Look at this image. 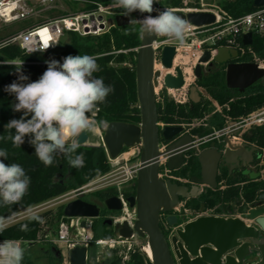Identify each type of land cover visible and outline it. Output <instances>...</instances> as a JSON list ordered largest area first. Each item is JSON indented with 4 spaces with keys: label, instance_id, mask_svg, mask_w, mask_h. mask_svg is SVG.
<instances>
[{
    "label": "trees",
    "instance_id": "1",
    "mask_svg": "<svg viewBox=\"0 0 264 264\" xmlns=\"http://www.w3.org/2000/svg\"><path fill=\"white\" fill-rule=\"evenodd\" d=\"M71 1L76 6L75 12L92 11L99 3L105 6L115 3V0H70L69 2ZM217 3L233 17H239L259 8L254 4V0H218ZM200 4V0L187 2L185 0H158L156 3L157 6L167 8H200ZM118 12L117 14H122L125 10L118 7ZM62 14L65 15L67 12H62ZM45 20L25 22L21 29L39 25ZM13 32L15 31L6 35ZM64 35L67 37L65 41L60 39L53 50L43 53H26L17 44H7L0 48V61L19 59L29 62L22 68L23 74L29 78L23 83H28L38 80L44 73L47 69L46 60L55 59L62 63L63 57L68 55H93L97 57V63L101 69L94 75L103 77L106 85L114 87V92L107 97L104 103L98 105V111L90 113L89 116H93L97 121L106 120L108 123L115 121L139 124L141 114L137 97L136 51L134 50L140 46L141 42L139 22L125 26L115 24L101 34L81 35L77 32L65 31ZM239 41L243 48L248 49L243 38ZM250 47L258 54H263V38L254 33ZM228 49L232 50V48ZM249 58L248 55L238 57L237 54L236 57H230L227 61L213 60L215 66L204 72L202 78L196 81L198 86L208 92L211 99L203 97L198 102L188 100L185 104L178 105L168 96H164L163 100L158 102L159 121L168 125H185L192 136L210 138L224 129L227 124L238 121L241 117L264 107V79L249 87L244 93L229 88L226 84L227 64L249 60ZM17 80L18 74L15 67L0 63V137H5L0 139V148L8 151L5 163L22 165L26 174L31 178V184L28 192L19 202L10 205L0 204V218L3 219L13 217L28 208L82 187L105 175L112 168L102 143L80 146L77 152L84 154L82 168L71 167L62 154L57 155L53 164L46 167L37 158L34 147L28 143L29 137H25V142L21 147L13 146L12 142L6 139L8 133L5 125L12 119H20L23 113L13 111L12 105L17 102L16 98L13 94L4 91V88ZM196 122L199 124L193 126ZM12 131L14 134L15 130ZM246 138L258 146V152L255 155L256 168L230 172L227 166L222 165L217 178L218 187L216 189L205 187L198 196L185 199V206L188 209L200 213L209 209H214L216 214L226 213L227 210L233 209L234 205L252 202L262 193L264 180L259 179V173L260 170H264V124L254 126L246 133ZM209 145L210 143H205L203 147ZM126 150L128 148L123 151ZM175 174L184 178L200 176L201 166L194 151H189L186 163L176 170ZM135 192L136 182L131 189L124 188L119 191L111 186L88 192L82 197L93 203L96 200L104 204L107 198L120 196L121 193L124 198H127ZM111 211L113 212L107 209L100 213L98 218L92 219L94 241L117 239L114 225L106 222V214ZM33 217H38V219ZM67 219L64 216V205L49 208L3 226L0 239L23 241L25 247L22 249L24 255L21 264H64L63 250L55 240L60 222ZM180 219L183 221L180 220L179 223H183L189 218L183 216ZM22 225H27V230L22 231ZM89 252L88 264H93L96 258L93 243L89 247ZM127 256L128 258L125 259V255L119 252L118 247H109L103 252L102 259L97 264H153L151 257L135 243H132L127 251Z\"/></svg>",
    "mask_w": 264,
    "mask_h": 264
},
{
    "label": "water",
    "instance_id": "2",
    "mask_svg": "<svg viewBox=\"0 0 264 264\" xmlns=\"http://www.w3.org/2000/svg\"><path fill=\"white\" fill-rule=\"evenodd\" d=\"M258 7L264 6V0H254ZM157 9V5H154ZM189 23L201 26L209 25L216 19L210 11L175 12ZM141 14L134 12L116 14L112 25L125 26L130 24L132 18L138 21L143 19ZM153 16L157 12L152 13ZM140 24V23H139ZM141 26V25H140ZM157 36L141 32L140 48L136 53V82L141 121L139 124L125 122H110L105 129L103 146L111 158H117L125 148L141 145L140 163L137 179L136 194L130 196L127 202L130 208L135 209L136 217L133 227L127 220L114 224L112 219L106 222L114 225L119 235L130 238L134 231L138 237L147 238L151 246L153 264H244V258L253 250L257 257L256 264H264V206L251 209L245 207L240 216L201 215L176 228L175 233L168 239L161 227V214L168 213L165 218L168 228L178 224V218L169 214L173 207L180 203L181 198L198 196L202 192L201 186L213 189L218 187V170L221 160L227 163L246 159L251 156L255 148H221L216 146L200 149V145L211 140L210 138L194 137L184 133L183 125H165L160 127L158 102L154 91V83L160 72H154V51L152 43ZM253 34L244 35V44L251 45ZM176 54L174 46H166L163 50L162 62L166 68L172 66ZM238 52L234 49L218 48L214 60L227 61L236 57ZM212 55L206 50L195 66L194 73L201 79L206 67L203 63L214 65ZM264 59V53L260 56ZM177 76L170 73L164 77V84L169 88H180L184 85V74L181 68H176ZM226 84L229 88L244 93L249 87L264 79V68L256 62H230L225 72ZM208 95L205 89L196 84L189 88V98L198 102L202 96ZM162 138L170 144L162 153L159 150V141ZM88 133L79 137L81 145H86ZM228 142V141H227ZM195 151L201 166L200 176H192V186L179 184L170 179L159 177L160 156L167 158L170 170L181 168L186 163V153ZM264 199V193L260 195ZM109 210H122L123 205L119 196L107 198L104 202ZM101 207L97 203L87 201L78 195L74 200L64 206L65 217L81 218V227H85L88 219L98 218ZM255 220L258 228L250 226L246 220ZM242 240H250L242 244ZM89 248L74 246L69 250L68 264H88ZM177 260V262H176ZM251 264V263H247Z\"/></svg>",
    "mask_w": 264,
    "mask_h": 264
},
{
    "label": "built area",
    "instance_id": "3",
    "mask_svg": "<svg viewBox=\"0 0 264 264\" xmlns=\"http://www.w3.org/2000/svg\"><path fill=\"white\" fill-rule=\"evenodd\" d=\"M54 0H0V21L4 23H17L29 19L34 13H36L38 7L45 6L48 3ZM110 6H105L103 4H98L97 8L92 11H79L75 13H67L62 16L52 17L46 19L43 23L39 25H33L32 27L20 29L9 35L0 38V48L14 43L21 47V49L26 53H43L53 50L59 43L61 37L64 35L65 31L77 32L81 35L88 34H101L106 31L109 22L107 18L108 8ZM157 9L163 11L168 9L167 7L157 6ZM174 12H190V11H210L216 15V19L213 23L209 25L197 26L190 23V34L188 39L191 38V43L185 41L183 44L179 43L174 39H169L166 37L157 36L152 43V48L154 51V72H160V76L157 78V83H154V91L156 95L157 102H161L164 96L171 98L176 104H185L190 100L189 98V88L192 85V82L196 81L197 78L194 73L195 66L199 62V59L204 54L206 50L211 52L212 58L217 53L218 48H232L238 52V57H243L244 55L250 56L249 60H243L241 62H256L260 67L264 68V59L260 58V54L251 49L250 45L248 49L243 48L240 45V38H243L244 35L248 32L252 34L256 33L263 38L264 41V6H260L258 9L249 12L247 14L241 15L239 17H233L228 14L222 8L217 10H208L203 8H170ZM115 17V16H114ZM112 25V24H111ZM49 45H53L48 48ZM166 46H174L176 48V54L172 61V66L166 68L162 62L163 50ZM195 46V52L193 55L196 57L195 63L192 66L193 68V81L190 83L186 82V75L184 73L185 64L183 59L180 58V55H185L184 51L187 48L192 50ZM45 48H48L46 51H43ZM140 46L136 47L134 50H139ZM19 60V59H14ZM12 61V60H7ZM5 61H0L3 63ZM29 62L24 61V65ZM207 63H203L204 67L208 66ZM157 65H160L162 68L166 69L168 72L164 73L162 70L156 68ZM179 67L184 74V85L180 88H169L164 84V77L166 74L170 73L174 76H177L176 68ZM196 84V83H195ZM197 85V84H196ZM198 86V85H197ZM200 89L203 87L198 86ZM157 89V90H155ZM209 96V95H208ZM210 98V96H209ZM211 99V98H210ZM214 103H216L214 101ZM160 127H163L168 124H164L162 121L158 122ZM199 124V123H198ZM264 124V107L259 108L245 117H241L238 121L232 122L229 126L224 129L226 136L225 148L228 147H250L255 145V143L250 142L246 138V133L249 132L253 126H260ZM195 123L193 124V126ZM185 126V125H183ZM222 131L216 132V134H222ZM228 141V142H227ZM138 150L141 149V145H135L134 147L128 148L129 151H123L117 158H111L109 160L115 165L118 164L111 171L105 175L93 180L92 182L79 187L68 194H74L75 196L86 194L92 192L96 189H101L105 187H116L119 191L124 189L130 181H136L139 168L141 166L140 161L135 165L130 166L129 161L131 155L135 152H131L132 149ZM167 146L162 144L159 147L160 152H164ZM167 163V158L163 155L160 156V166H165ZM159 177L166 179L169 176V168L164 167L163 170H159ZM172 180V178H168ZM67 194H65L66 196ZM36 205L31 208H28L19 214L13 217H7L3 219L4 226L15 222V219L23 214L30 212L33 209H36L40 206ZM123 213L121 217H114V224L122 223L124 220H127L131 227L134 225L136 211L135 209H129L128 202L123 201ZM130 207V206H129ZM180 209V204L173 207V211H178ZM133 211V214L130 213ZM210 211V210H209ZM209 211L204 212L203 214H208ZM67 220H62L59 224L58 233L55 242L60 243L61 246H65L68 250L74 246H86L87 248L96 244H107L110 248H115L120 243L128 242L129 248L131 247V241L137 237L136 232L132 234L130 238H123L119 235L117 231V239L103 240L98 239L94 241L93 231L91 229L90 223L87 221L86 226L81 227V218L78 217H67ZM69 220H75V224ZM184 223L180 224L183 226ZM77 227L78 233L72 235L73 226ZM115 227V226H114ZM5 241H12L15 246L21 248L23 241L15 239H0V244ZM141 249L144 250V246H141ZM145 251V250H144ZM127 254L125 259H127ZM65 263V256H64Z\"/></svg>",
    "mask_w": 264,
    "mask_h": 264
},
{
    "label": "clouds",
    "instance_id": "4",
    "mask_svg": "<svg viewBox=\"0 0 264 264\" xmlns=\"http://www.w3.org/2000/svg\"><path fill=\"white\" fill-rule=\"evenodd\" d=\"M156 3L158 0H115V5L123 8L127 15L147 14L139 21L130 20L132 24L140 23V32L183 44L190 34V23L173 9L154 8ZM45 63L47 69L38 80L23 83L29 79L22 72L24 60L3 62L14 66L18 74V80L6 85L4 91L16 98L13 111L23 113L20 119H12L5 125L6 139L13 146L21 147L25 137H29L28 143L46 167L62 154L71 167L82 168L84 154L77 152L81 146L79 137L82 133H94L98 127L108 128L106 120L97 121L89 114L98 111V105L106 101L114 87L106 85L103 77L94 75L101 69L93 55H68L63 57L62 63L55 59ZM7 158V149L0 148V204L4 205L19 202L31 184L22 165L7 164ZM3 226V218H0V231ZM21 230H27V225H22ZM23 255V250L12 241L0 244V264H21Z\"/></svg>",
    "mask_w": 264,
    "mask_h": 264
},
{
    "label": "rangeland",
    "instance_id": "5",
    "mask_svg": "<svg viewBox=\"0 0 264 264\" xmlns=\"http://www.w3.org/2000/svg\"><path fill=\"white\" fill-rule=\"evenodd\" d=\"M70 0H54V1H51L50 3H48L47 5L45 6H40L38 7L36 13H34L29 19L27 20H24V21H20V22H17V23H4L2 21H0V38H2L3 36H5L7 33L11 32V31H18L22 28V26L25 24V22H28V21H37L39 19H49V18H52V17H57V16H62V12H67V13H75V4H73V2L71 1V3L69 2ZM186 2L187 1H190V0H185ZM201 1V4H200V7L203 8V9H208V10H217L218 8H220V6L218 5L217 1L218 0H200ZM110 7L108 8V13L106 14L107 15V18H108V22H109V25L106 29V31H108L110 29L111 26V22L112 20H114V16L119 13L118 12V7L115 5V3L109 5ZM134 18V17H133ZM136 19V18H135ZM105 31V32H106ZM67 39V37L64 35L61 37V40L65 41ZM187 42H190L191 43V38L188 39L186 38ZM195 52V46H193L192 50L190 51L189 55H190V58H189V61H188V65H193L195 63V60H196V57L193 55V53ZM194 78V77H193ZM193 81V80H192ZM196 81L192 82V84H195ZM215 105H217V103H215ZM218 106V105H217ZM218 109H220V107L218 106L217 107ZM90 118L94 119L93 116H90ZM199 122H196V124H198ZM229 125V124H227ZM89 134V139L87 141V145H91L95 140L102 143L103 144V136L105 134V131L102 130L101 128H97L95 130L94 133H88ZM222 138V137H221ZM126 151H129L126 150ZM140 151L141 149L139 148L138 150H136L135 148L132 149V153L135 152L133 155H131L130 157V161H129V165L132 166V165H135L136 163H138L140 161ZM107 155H108V158H109V153L107 152ZM109 162L111 163V170L113 168H115L118 164H113L110 160ZM110 170V171H111ZM136 182V181H135ZM134 181H130L128 183V185H126L125 188H128V189H131L132 185L135 183ZM201 188H205V186H201ZM72 192V191H70ZM70 192H67L65 194H67L65 196L62 195L60 197H57L55 199H52V200H49L45 203H42L38 208L36 209H33L31 210L30 212L26 213V214H23L22 216H19L15 219V221H18V220H21V219H24L26 217H29L37 212H40V211H43V210H46V209H49V208H57L59 207L60 205H64L67 204L69 201L71 200H74L75 198H77L78 196H75L74 194H68ZM84 194H82L83 196ZM131 214H133V211H130ZM113 214L115 215V217L119 218L121 217L122 213L119 211H114ZM181 218V217H180ZM181 221H183V219H180ZM70 222H72L73 224H75V220H69ZM88 222L90 223V225L92 224V219H88ZM91 229H92V226H91ZM78 233V230H77V227L74 225L73 228H72V235H76ZM117 230L115 231V237L117 238ZM132 243H135V244H138L140 246H144L145 244H147L148 240L147 238H142V237H136L134 239V241H131ZM129 243L130 241L128 242H123V243H120V245H117L118 249H119V252L123 255H126L127 254V251H128V247H129ZM63 250V255L65 256V263L64 264H68L69 263V258H68V255H69V250L63 245L61 246L60 243H57ZM25 246L22 244L21 246V249H23ZM93 248L96 252V258L95 260H93V264H97V262H100V260L102 259V255H103V252L109 248V246L107 244H96V243H93Z\"/></svg>",
    "mask_w": 264,
    "mask_h": 264
},
{
    "label": "flooded vegetation",
    "instance_id": "6",
    "mask_svg": "<svg viewBox=\"0 0 264 264\" xmlns=\"http://www.w3.org/2000/svg\"><path fill=\"white\" fill-rule=\"evenodd\" d=\"M215 65H211V66H207L206 67V71L208 70V69H210L211 67H214ZM197 81V80H196ZM196 84H197V82H196ZM203 97H209L208 95L207 96H205V95H203L202 96V98ZM201 98V99H202ZM200 99V100H201ZM196 125H198V124H196ZM229 125H227L224 129H226L227 127H228ZM185 127V130H184V133H189L190 134V131H189V129L186 127V126H184ZM254 127V126H253ZM252 127V128H253ZM224 129H222L223 131H222V134H216L215 133V135L213 136V137H211V140H209V141H207V142H204V143H202L201 145H200V149H203V148H206V147H203V145L205 144V143H210V145L209 146H207V147H211V146H216V147H219V148H221L222 146H224L225 145V140H226V134H225V130ZM194 137H197V136H194ZM222 137V138H221ZM162 144H165L167 147L169 146V144H170V142L169 141H165V140H163L162 138H160V141H159V147L162 145ZM244 148H248V149H251V148H255V150L252 152V155L251 156H249V155H246V159H244V160H242V159H238V161H233V162H230V163H227V162H225L224 160H221V162H220V165H219V170H218V174H219V172H220V167L222 166V165H224V166H227L228 167V169H229V171L230 172H233V171H235V170H244V171H248L249 169H254V168H256V164H255V155H256V153L258 152V146L255 144V145H252V146H250V147H245L244 146ZM191 151H193V150H191ZM195 152V151H194ZM188 153L189 152H187L186 153V157H188ZM187 159V158H186ZM165 166H167L168 167V165H167V163L165 164ZM164 165L163 166H160L159 167V170H163L164 169V167H165ZM180 169V168H179ZM176 170H178V169H175V170H170L169 169V176H168V178H172V181H174V182H177V183H179V184H185V185H188L189 187H191L192 186V181H191V178H184V177H181V176H178V175H176L175 174V171ZM259 175H260V177H259V179H262V180H264V170H260V173H259ZM199 177V176H198ZM168 178H166L165 180H167ZM217 178H218V176H217ZM219 184V183H218ZM202 186H204V185H202ZM205 187H207V186H205ZM204 189L205 188H202L201 190H202V192L204 191ZM201 192V193H202ZM200 193V194H201ZM262 193H264V190L262 191ZM261 193V194H262ZM135 194H136V192H135ZM134 194V195H135ZM261 194H259V196L256 198V199H254L252 202H246L244 205H241V204H238V205H234V208L233 209H229V210H227V212L226 213H219V214H216L215 213V210L214 209H209V210H206V211H209V213L207 214V215H220V216H240L242 213H243V209L245 208V207H247L248 209H251V208H254V207H258V206H264V199H261L260 198V195ZM134 195H130V196H134ZM130 196H128V197H130ZM120 199H121V201H122V203H123V201H127V199H128V197L127 198H124V196L122 195V193L120 194ZM196 197V196H195ZM190 198H192V197H190ZM185 199H189V198H181L180 199V209L177 211H171L169 214H174V215H176L177 216V218H178V224L176 225V226H174V227H171V228H168L167 226H166V222H165V218H166V216L168 215V213H162L161 214V227H162V229H163V231H164V233L166 234V237L168 238V239H170V237H171V235L172 234H174L175 233V230H176V228H178V227H180V224H182V223H179L180 222V217H183V216H187L189 219H188V221H190V220H193V219H195L196 217H198V216H201V215H206V214H203L204 212H206V211H204V212H194V211H192V210H190V209H188L186 206H185ZM95 201V203H97L98 205H100V207H101V213L102 212H104V211H106L108 208L106 207V205L105 204H103V203H100L99 201H96V200H94ZM128 208L129 209H133V208H130L129 206H128ZM114 212V211H113ZM113 212L111 211V212H108L107 214H106V216H107V220H109V219H112V221H113V218L115 217V215L113 214ZM120 212L121 213H123V209L122 210H120ZM106 220V221H107ZM187 221V222H188ZM184 224L186 223V222H183ZM246 223L248 224V225H250V226H255V227H257L258 228V225L256 224V222H255V220H250V219H248V220H246ZM183 224V225H184ZM250 240H242L241 242H242V244H244L245 242H249ZM250 248V253L244 258V264H247V263H251V264H256V262H257V257L256 256H254V253H253V250L251 249V247H249ZM176 262H177V260H176Z\"/></svg>",
    "mask_w": 264,
    "mask_h": 264
},
{
    "label": "bare ground",
    "instance_id": "7",
    "mask_svg": "<svg viewBox=\"0 0 264 264\" xmlns=\"http://www.w3.org/2000/svg\"><path fill=\"white\" fill-rule=\"evenodd\" d=\"M184 52H185L184 53L185 55H183V54L180 55V58L183 59V63L185 64L184 73L186 75V82L187 83H190V82H192L193 76H194L193 75V68H192V66L191 65L190 66L188 65V61H189V58H190V55H189L190 48L185 49ZM156 68L158 70L159 69L162 70L163 74L166 73V72H168L166 69L162 68L160 65H157ZM155 90H157V89H155ZM144 250L149 255V257L152 258V249H151V246L148 244V242H147V244L144 245Z\"/></svg>",
    "mask_w": 264,
    "mask_h": 264
},
{
    "label": "crops",
    "instance_id": "8",
    "mask_svg": "<svg viewBox=\"0 0 264 264\" xmlns=\"http://www.w3.org/2000/svg\"><path fill=\"white\" fill-rule=\"evenodd\" d=\"M99 128V127H98ZM100 129V128H99ZM98 144H100V142L98 141V139H97V141L95 140L91 145H98Z\"/></svg>",
    "mask_w": 264,
    "mask_h": 264
}]
</instances>
